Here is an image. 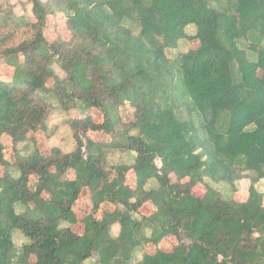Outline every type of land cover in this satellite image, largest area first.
<instances>
[{
    "label": "trees",
    "instance_id": "obj_1",
    "mask_svg": "<svg viewBox=\"0 0 264 264\" xmlns=\"http://www.w3.org/2000/svg\"><path fill=\"white\" fill-rule=\"evenodd\" d=\"M27 2L33 19L20 21L0 0V62L13 68L0 79V264H264V191L254 187L264 178V0ZM56 14L70 37L47 41ZM184 39L198 46L170 59L166 50ZM49 93L62 112L83 113L67 120L71 151L37 145V133L49 136ZM113 151L134 160L108 165ZM243 176L251 186L238 201ZM85 189L90 212L78 219L72 209ZM104 203L112 209L96 216ZM169 237L176 243L161 247Z\"/></svg>",
    "mask_w": 264,
    "mask_h": 264
},
{
    "label": "rangeland",
    "instance_id": "obj_2",
    "mask_svg": "<svg viewBox=\"0 0 264 264\" xmlns=\"http://www.w3.org/2000/svg\"><path fill=\"white\" fill-rule=\"evenodd\" d=\"M4 3H7L11 10L13 11L14 15L17 17L18 20H31L33 19L32 12H31V5L27 2V0H3ZM125 26H127L132 32L136 33L138 31V25L137 23H134L132 21H126ZM187 31L189 34L193 32V27L189 26L187 27ZM43 35L47 41H53L57 38L61 39H68L70 37V31L67 29L66 19L64 15L56 14L55 16H49L46 20V24L43 30ZM198 46V41H188L187 39H184L180 42L178 48L176 49H167L166 55L170 59L176 58L181 53L186 52L189 50V48L195 49ZM54 70L60 77H62V73L59 70V67L57 64L53 65ZM13 68L7 66L4 63L0 62V79L3 80H9L12 76ZM53 79L49 80V85L52 83ZM47 102L50 105V115L48 117V134H45L44 132H39L36 134V142L39 148L42 150L43 153H48L50 151L51 147H58L63 152L71 151L75 147V141L72 136V132L67 124V120L70 117H78L79 115H82L83 113L80 112L78 109L72 110L68 113H64L61 111L59 103L57 99L53 96L52 93H49L46 95ZM179 102V100H177ZM175 102L177 105L174 107L176 109V112L178 115H183V117H186L187 111L182 106H179V103ZM86 113V112H84ZM132 110L129 108H126L123 110V117L126 120H130L132 118L131 116ZM90 114H95V117L97 120H101L102 113L99 109H91ZM94 137L98 138H105L104 135L99 134H93ZM3 143L5 144V157L13 161V153H12V146L11 141L8 137L2 138ZM18 149L22 155L29 154L32 150V144L30 142H22L18 145ZM134 160V154L131 152H119V151H113L107 154V163L108 165L112 164H131ZM3 167L0 165V173H2ZM12 173L16 175L15 169H11ZM67 178H73L74 173L72 170H70L67 175ZM171 180H175V176L171 174L170 176ZM127 182L131 181L133 182L132 173H127ZM34 182V177L31 179V184ZM152 185V184H150ZM193 194L196 196H202L204 194V188L202 185H198L193 189ZM247 190H242L240 192L234 193L233 197L238 201H244L246 199ZM91 202L89 198V192L85 189L83 190L78 199L77 203L73 206V211L78 219H80L82 216L86 215L90 212ZM18 210H21L22 205L18 204L17 206ZM112 207L109 204H102L100 206V209L95 214L96 216H99L102 211L104 210H111ZM141 213L144 215H148L152 212V208L149 204H146L141 207L140 209ZM83 225L80 223H77L74 227L76 232H82ZM116 229V228H115ZM19 233V232H18ZM114 234V232H112ZM14 242L17 247H20L22 242V236L19 233L18 235H14ZM176 243V239L174 237L166 238L164 242H161L160 246L163 248H171ZM153 250V248L147 247V251L150 252ZM35 258L34 256L31 257V261H33ZM14 264H19L17 262V259H14Z\"/></svg>",
    "mask_w": 264,
    "mask_h": 264
},
{
    "label": "crops",
    "instance_id": "obj_3",
    "mask_svg": "<svg viewBox=\"0 0 264 264\" xmlns=\"http://www.w3.org/2000/svg\"><path fill=\"white\" fill-rule=\"evenodd\" d=\"M80 116H82V115H79L78 117H80ZM67 179H73V178H67ZM129 182H131V181H129ZM235 184H236V189L238 190V192H240L242 190H247L248 191V189L251 186V179H250L249 176L248 177L247 176H243L242 178L237 180ZM215 187H216V190H218L221 193L227 192V187L225 185L217 184ZM254 187H255V189L258 192H263L264 191V178H261L258 181H256L254 183ZM75 203H77V200H76ZM118 229H119L118 225L113 226L112 232H114V236L117 235ZM133 258L134 259H133L132 262H135V261H138L139 259H141L142 258V252L141 251H136ZM85 264H95V260L93 258L92 259H88V260L85 261ZM131 264H134V263H131Z\"/></svg>",
    "mask_w": 264,
    "mask_h": 264
},
{
    "label": "built area",
    "instance_id": "obj_4",
    "mask_svg": "<svg viewBox=\"0 0 264 264\" xmlns=\"http://www.w3.org/2000/svg\"><path fill=\"white\" fill-rule=\"evenodd\" d=\"M156 164H157L158 167H160V165H161V161H160L159 159H157V160H156Z\"/></svg>",
    "mask_w": 264,
    "mask_h": 264
}]
</instances>
